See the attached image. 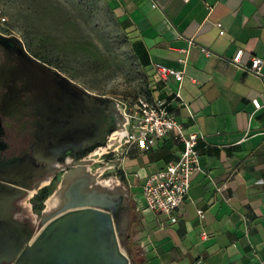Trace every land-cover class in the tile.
Returning <instances> with one entry per match:
<instances>
[{
	"label": "crops",
	"instance_id": "1",
	"mask_svg": "<svg viewBox=\"0 0 264 264\" xmlns=\"http://www.w3.org/2000/svg\"><path fill=\"white\" fill-rule=\"evenodd\" d=\"M112 6L151 87L145 98L164 101L188 133L211 144L198 146L203 170L192 177L175 224L147 207L143 185L177 161L183 145L168 136L148 152L140 144L127 148L126 170L141 184L130 197V217L139 216L132 242L142 263L263 264L264 65L261 75L247 69L254 57L264 59V0H112ZM158 66L183 72L184 80L162 78Z\"/></svg>",
	"mask_w": 264,
	"mask_h": 264
},
{
	"label": "water",
	"instance_id": "2",
	"mask_svg": "<svg viewBox=\"0 0 264 264\" xmlns=\"http://www.w3.org/2000/svg\"><path fill=\"white\" fill-rule=\"evenodd\" d=\"M13 39L24 50V42ZM25 55L18 68L19 79L35 98L53 107L49 131L41 136L34 165L55 174L54 166L69 160L71 167L86 165L96 149L108 145L113 133L124 130L118 101L93 94L48 64ZM31 161L13 172L25 177ZM42 162L52 165L44 167ZM93 178L84 174L72 180L64 191L61 210L49 216L43 211L42 228L35 236L28 223L19 222L27 236L16 249V264H133L124 229L125 195L91 188ZM6 181L9 199L11 189L16 186L23 195L34 180Z\"/></svg>",
	"mask_w": 264,
	"mask_h": 264
},
{
	"label": "rangeland",
	"instance_id": "3",
	"mask_svg": "<svg viewBox=\"0 0 264 264\" xmlns=\"http://www.w3.org/2000/svg\"><path fill=\"white\" fill-rule=\"evenodd\" d=\"M119 21L112 0H0L1 32L20 38L33 55L89 92L116 99L123 116L139 98L150 96L151 87L132 50L131 37ZM121 132H115L87 164L101 186L125 195L124 229L132 226L134 242L140 220L137 214L130 217L134 206L130 197L140 192L141 184L126 170L127 143L120 139ZM70 170L71 166L58 171L54 182L43 188H49L46 201L59 190L63 175ZM43 189L20 203L24 215L35 222L42 215Z\"/></svg>",
	"mask_w": 264,
	"mask_h": 264
},
{
	"label": "flooded vegetation",
	"instance_id": "4",
	"mask_svg": "<svg viewBox=\"0 0 264 264\" xmlns=\"http://www.w3.org/2000/svg\"><path fill=\"white\" fill-rule=\"evenodd\" d=\"M14 37L16 36L0 31V264H16L17 262L16 249L27 236L19 222L28 223L34 236L42 228L44 210L41 218L39 219L38 216L35 222L24 215L21 201L26 198H35L39 190L46 185H51L57 177L55 173L48 170L43 172V167L33 163L36 160L37 146L41 136L49 131L53 107L35 98L19 79L17 72L20 64L26 59L25 52L40 59L33 55L25 44L23 50L21 45L13 39ZM98 149L91 156L99 155ZM29 158L32 160L31 169L25 177L17 176L13 170L22 168ZM71 163L69 160L66 165L56 164L54 171H64L70 167ZM42 165L50 167L52 164L42 162ZM58 167L61 169L59 170ZM79 168L81 175H91L87 163ZM70 171H66L64 175ZM6 178L22 183L34 181L31 184V190H25L23 195L16 190V186L12 185L14 189L10 190L11 196L7 199L6 191L9 184ZM93 179L98 182L95 177ZM47 202L45 201V206ZM29 206V210L34 211V205L29 204ZM26 209L28 211V207Z\"/></svg>",
	"mask_w": 264,
	"mask_h": 264
},
{
	"label": "built area",
	"instance_id": "5",
	"mask_svg": "<svg viewBox=\"0 0 264 264\" xmlns=\"http://www.w3.org/2000/svg\"><path fill=\"white\" fill-rule=\"evenodd\" d=\"M190 2L191 0H184ZM222 29V24H216ZM244 51L239 50L232 63L239 65ZM264 59L254 57L248 72L261 75ZM162 78L170 77L181 83L184 73L158 66ZM178 97L181 94L178 93ZM124 130L120 139H125L127 148L140 144L143 152L154 148L158 141L173 136L183 145L179 159L165 169L150 175L144 185L143 194L147 207L156 215L164 216L171 223H177L184 213V205L190 194L192 177L203 170L198 150L200 143L211 146L205 135L190 134L185 127L170 114L164 101L139 98L130 111L123 113ZM123 133V136H122ZM264 264V263H263Z\"/></svg>",
	"mask_w": 264,
	"mask_h": 264
},
{
	"label": "bare ground",
	"instance_id": "6",
	"mask_svg": "<svg viewBox=\"0 0 264 264\" xmlns=\"http://www.w3.org/2000/svg\"><path fill=\"white\" fill-rule=\"evenodd\" d=\"M112 135L110 136V138L112 137ZM110 138H109V140H110ZM109 140H108V142H109ZM105 147H101L98 150H103ZM58 169L60 170L61 168L58 167ZM81 174H82L81 169L79 167H77V168H75V172H72V173L70 172V173H67L66 175H64L62 183L60 184L59 190L53 196H51L49 198L48 202H47V207L48 208H47V210L45 212V215H47V216L54 215V214L58 213L61 210L62 205H63L64 200H65L64 199V191L66 190V188L69 185V183L72 180H74L76 177H80ZM47 180H45V181L47 182ZM91 188L107 189V188H104L103 186H101L94 179L92 181ZM109 190H111V189H109ZM112 191H114V190H112ZM115 191H119V190H115Z\"/></svg>",
	"mask_w": 264,
	"mask_h": 264
},
{
	"label": "trees",
	"instance_id": "7",
	"mask_svg": "<svg viewBox=\"0 0 264 264\" xmlns=\"http://www.w3.org/2000/svg\"><path fill=\"white\" fill-rule=\"evenodd\" d=\"M119 23L121 25H123V22H121V20L119 21ZM136 46H137V44H133L134 49H136ZM36 57H38V56L36 55ZM43 62L46 63L45 61H43ZM48 197H49V188H45V189H43L42 193L40 194L42 210H43V206H45L44 203ZM42 210H40L39 212H42ZM132 237H133V233H132V228L130 227V229L127 233V246L130 249L133 264H143L141 261V257H140V251L136 248L135 244L132 242Z\"/></svg>",
	"mask_w": 264,
	"mask_h": 264
}]
</instances>
